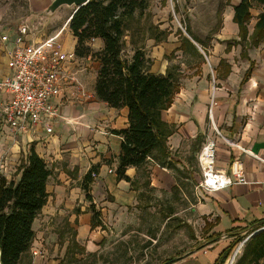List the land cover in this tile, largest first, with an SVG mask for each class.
<instances>
[{
	"label": "crops",
	"instance_id": "1",
	"mask_svg": "<svg viewBox=\"0 0 264 264\" xmlns=\"http://www.w3.org/2000/svg\"><path fill=\"white\" fill-rule=\"evenodd\" d=\"M239 1L229 0L223 9L224 35H217L219 41L237 38L232 7ZM12 42L11 34L3 47L9 49ZM95 45L102 47L101 41ZM172 46L175 50L179 44ZM225 48L227 55L235 47L227 54ZM167 52L154 50L151 72L165 74L167 67L159 66ZM248 56L255 66L243 84L249 62L241 60L237 67L235 54L226 58L231 73L225 79L183 74L179 93L162 115L175 127L167 141L169 157L127 168L130 181L118 180L115 173L122 139L114 131L126 127L127 110L110 108L96 98L98 63L93 60H84L86 67L92 65L93 74L85 69L76 74L82 89L73 87L77 97L64 93L56 98L64 120L54 122L51 133L38 126L13 137L0 128V157L5 159L0 175L14 178L30 150L51 170L47 203L32 223L30 249L18 264H62L65 256L82 259L103 253L106 246H120L121 239L141 234L150 241L146 249L160 259L157 264H226L233 249L224 255L233 241L264 221V45L250 49ZM7 74L6 59L0 55V79ZM6 98L0 91V103ZM207 137L216 144L215 169L227 175L240 169L243 183L215 192L199 187L197 157ZM92 168L95 176L85 193L82 182ZM91 205L101 224L93 229Z\"/></svg>",
	"mask_w": 264,
	"mask_h": 264
},
{
	"label": "trees",
	"instance_id": "2",
	"mask_svg": "<svg viewBox=\"0 0 264 264\" xmlns=\"http://www.w3.org/2000/svg\"><path fill=\"white\" fill-rule=\"evenodd\" d=\"M147 4L148 0H89L70 15L67 23L75 40L74 56L98 63L94 83L96 98L110 108L127 110L126 127L114 131L122 139L115 171L118 180L130 181L125 175L127 168H141L147 159L159 162V159L169 157L167 141L175 132V127L166 123L162 115L173 104L184 79L180 67L172 63L174 53H192L202 59L195 47L200 42L187 27L185 32L189 38L178 29L180 46L164 57L170 63L164 75L151 72L153 60L135 40L139 28L130 34L133 35L129 41L132 55H124L127 45L125 37L131 23L142 15ZM228 5L229 0L220 4L218 13L221 15ZM232 8V22L238 32L236 39L225 42V53H229L232 47H239L240 59L249 62L241 81L243 84L255 66L248 51L264 45V0H240ZM254 11H257L255 18L252 15ZM252 19L255 22L250 28ZM149 29H156L152 37L156 43L165 41L166 31L159 30L153 24ZM95 41H101L102 47L94 50L92 45ZM204 52L207 56V52ZM213 70L216 78L225 79L231 73V65L226 59H220ZM95 171L92 168L84 176L82 190L85 193L92 182L91 173ZM50 176L51 170L33 150L20 161L14 178L0 175V264H18L20 257L29 251L34 237L32 223L47 203L49 195L46 185ZM89 211L93 229L101 225L100 214L92 205ZM262 227L264 221L255 223L250 232L233 241L224 257L239 242ZM235 264H264V230L245 241Z\"/></svg>",
	"mask_w": 264,
	"mask_h": 264
},
{
	"label": "rangeland",
	"instance_id": "3",
	"mask_svg": "<svg viewBox=\"0 0 264 264\" xmlns=\"http://www.w3.org/2000/svg\"><path fill=\"white\" fill-rule=\"evenodd\" d=\"M52 0H0V31L16 29L22 24L31 25L34 28L41 29L45 34L54 33L62 28L73 13V8L62 7L55 14L45 16L42 11L47 8ZM227 0H148L147 7L142 15L137 16L133 21L130 31L127 33L125 40L127 45L124 49V55H132L131 46L129 45L130 34L136 28H139V34L135 37L138 45L144 47L145 53L152 58L154 50L167 52L168 56L173 53L172 45L179 42L177 30L181 29L184 36L189 38L185 32L187 27L191 34L200 44H195L196 49L202 56V59L192 53L182 54L180 51L174 53L172 63L177 64L186 77L193 74H209L210 78L216 74L213 70L219 63L220 59H231L234 54L238 59H234L237 67L241 64L239 57V47H235L227 55L224 54L226 41H219L217 35H224V26L222 25V15L218 13V6L224 4ZM176 11L174 8H176ZM219 10V11H218ZM257 11L253 12L254 14ZM221 18V19H220ZM255 19H252V21ZM221 21V22H220ZM251 21V22H252ZM255 22V21H254ZM158 27L159 30L167 32V37L163 44L154 41V30H150V25ZM254 24V23H253ZM252 25H250L251 28ZM216 30L218 32L216 33ZM229 31V30H227ZM228 38H234L228 34ZM223 40V39H220ZM64 53L69 57L73 53L75 40L70 30L65 27L60 38ZM194 43V42H193ZM94 50H97L95 42ZM204 50L207 52L205 55ZM163 57V58H164ZM84 60H79L77 69H85L87 73L93 74L92 65H84ZM92 61V60H90ZM228 62V61H227ZM170 63L162 59L159 67L168 66ZM163 65V66H162ZM213 79V78H212ZM67 233L70 230L66 231ZM121 245H110L105 247V252L99 254L86 255L82 259H76L75 256H65L62 264H157L160 261L156 254H151L146 246H150V241L145 239L141 234L134 239L128 237L120 240ZM118 247V248H116Z\"/></svg>",
	"mask_w": 264,
	"mask_h": 264
},
{
	"label": "built area",
	"instance_id": "4",
	"mask_svg": "<svg viewBox=\"0 0 264 264\" xmlns=\"http://www.w3.org/2000/svg\"><path fill=\"white\" fill-rule=\"evenodd\" d=\"M65 25L54 33L45 34L41 29L22 24L14 30L0 31V55L6 59L8 74L0 79V91L7 98L0 103V128L13 137L43 126L46 133L52 132L54 122L64 120L58 113L56 98L66 93L68 98H76L81 84L76 74L79 60L71 53H64L59 41ZM12 46L5 49L10 35ZM71 86V90L68 87ZM68 89V90H67ZM208 116L212 122V111ZM214 130H217L214 127ZM215 141L207 137L197 157L201 172L199 187L206 192L226 189L233 184L243 183L240 169H233L231 175L215 169ZM258 160L257 156H255ZM263 161V160H260ZM4 156L0 157V174H4ZM112 173V170H108ZM94 177V174H91ZM245 240L231 251L226 264H235Z\"/></svg>",
	"mask_w": 264,
	"mask_h": 264
},
{
	"label": "water",
	"instance_id": "5",
	"mask_svg": "<svg viewBox=\"0 0 264 264\" xmlns=\"http://www.w3.org/2000/svg\"><path fill=\"white\" fill-rule=\"evenodd\" d=\"M89 2V0H52L50 4L45 8L42 13L45 16H51L56 13L60 8L67 7V8H73L72 15L82 6L86 5ZM69 20V19H68ZM195 44V43H194ZM262 230H264V227L254 231L250 235H248L244 240L255 236L256 234L260 233Z\"/></svg>",
	"mask_w": 264,
	"mask_h": 264
}]
</instances>
